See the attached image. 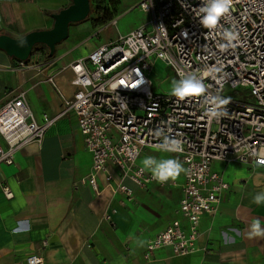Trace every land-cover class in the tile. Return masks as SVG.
Segmentation results:
<instances>
[{
    "label": "built area",
    "instance_id": "1",
    "mask_svg": "<svg viewBox=\"0 0 264 264\" xmlns=\"http://www.w3.org/2000/svg\"><path fill=\"white\" fill-rule=\"evenodd\" d=\"M202 3L139 0L131 9L145 13V24L71 65L75 91L72 97L63 98L57 116L43 114L38 122L23 92L0 106V163L12 165L19 149L40 144L58 118L73 113L92 161L89 174L79 180L81 185L88 184L98 195L101 190L96 178L104 175L105 188L128 199L132 190L122 183L124 179L139 189L180 186L176 213L185 225L176 219L151 237L146 259L161 248H170L177 257L197 251L200 219L217 212L221 194L228 189L213 163L264 166V0H232L229 13L211 30L199 22ZM115 23L114 19L109 25ZM225 30L236 33L237 39L229 42ZM25 61L16 60V67L40 65L37 60ZM157 62L169 68L177 80L196 73L205 85L204 96L180 100L154 93L152 72ZM46 81L60 94L52 75ZM226 87L238 95L226 93ZM205 96L230 99L222 106L227 115L210 118ZM164 135L181 141L182 150L170 152L187 170L181 184L175 180L158 183L137 162L144 149L158 150ZM108 164L116 167L118 181L107 172ZM2 190L6 199L12 197L7 186ZM115 213L114 209L107 211L102 219L114 225L111 215ZM26 264H43V260L32 255Z\"/></svg>",
    "mask_w": 264,
    "mask_h": 264
},
{
    "label": "crops",
    "instance_id": "2",
    "mask_svg": "<svg viewBox=\"0 0 264 264\" xmlns=\"http://www.w3.org/2000/svg\"><path fill=\"white\" fill-rule=\"evenodd\" d=\"M70 4L71 0H0V32L19 38L48 30L54 24L51 16ZM146 21L145 15L141 25ZM72 25L56 46L55 57L37 67L18 68L15 58L0 49V106L23 92L38 122L43 114L55 117L61 112L63 98L75 91L71 65L98 47L88 38L109 26L94 29L87 22L71 30ZM48 75L60 94L46 81ZM78 128L75 115L67 113L46 131L40 144L19 149L12 165L0 163V264H26L32 255L43 264H264V237H249L255 219L264 228V203L252 202L264 192V166L213 163L228 189L221 194L217 212L201 217L197 251L177 257L170 248H161L146 259L149 239L181 219L176 210L182 189L156 185L139 189L124 179L132 190L128 199L112 194L105 188V176L99 175L97 195L91 186L79 183L89 174L92 161ZM147 156L179 160L170 152L144 149L138 164ZM107 172L118 181L116 167L108 164ZM182 176L183 172L175 181L181 184ZM4 186L11 198L4 196ZM112 209L114 225L102 219Z\"/></svg>",
    "mask_w": 264,
    "mask_h": 264
},
{
    "label": "clouds",
    "instance_id": "3",
    "mask_svg": "<svg viewBox=\"0 0 264 264\" xmlns=\"http://www.w3.org/2000/svg\"><path fill=\"white\" fill-rule=\"evenodd\" d=\"M231 3L232 0H203L197 13L200 24L205 29H215L220 19L229 13ZM224 35L229 42L237 39V34L230 30H225ZM223 47H227V45ZM205 93V85L196 73L186 74L181 79L173 80L171 83L170 95L180 100L204 96ZM203 102L207 106L206 112L210 118L219 119L227 115V111L223 110L222 106L229 104L230 99L205 96ZM160 135L162 132H157V136ZM156 147L161 152H179L182 150L181 141L168 135H164L163 140ZM261 153L264 154V149H261ZM261 163H264V160H261ZM141 164L142 171H149L151 178L161 184L175 180L182 172L187 171L181 161L176 158L157 159L153 156H147L141 161ZM252 202L257 205L264 203V192L256 194ZM249 237H264V228L261 227L259 219H255L249 226Z\"/></svg>",
    "mask_w": 264,
    "mask_h": 264
},
{
    "label": "water",
    "instance_id": "4",
    "mask_svg": "<svg viewBox=\"0 0 264 264\" xmlns=\"http://www.w3.org/2000/svg\"><path fill=\"white\" fill-rule=\"evenodd\" d=\"M89 11V0H71L69 6L51 16L54 24L48 30L32 31L19 38L0 34V49L16 60L25 61L33 46L42 44L48 48L51 57L56 46L67 38L69 25L85 20Z\"/></svg>",
    "mask_w": 264,
    "mask_h": 264
},
{
    "label": "rangeland",
    "instance_id": "5",
    "mask_svg": "<svg viewBox=\"0 0 264 264\" xmlns=\"http://www.w3.org/2000/svg\"><path fill=\"white\" fill-rule=\"evenodd\" d=\"M100 1V0H99ZM139 0H123L119 6V13L116 17L117 25H109L103 30L100 31L99 36L92 35L88 41L97 44L98 46L104 44L105 41H108L109 38L116 37L117 34L126 35L127 32L137 29L144 21V12L139 8H133L137 5ZM105 5V3H104ZM142 13V14H141ZM87 22H82L77 25H72L71 30L78 28ZM100 43V44H99ZM33 61H43L45 60V52L41 51L39 48L38 51L32 55ZM173 80H177L173 72L167 68L161 62H157L152 72V83H153V92L157 94H167L170 95L171 83ZM226 93H231L233 96L238 95V91L232 92L229 88L226 87ZM245 94L248 91H244Z\"/></svg>",
    "mask_w": 264,
    "mask_h": 264
},
{
    "label": "trees",
    "instance_id": "6",
    "mask_svg": "<svg viewBox=\"0 0 264 264\" xmlns=\"http://www.w3.org/2000/svg\"><path fill=\"white\" fill-rule=\"evenodd\" d=\"M122 1L123 0H100V1L99 0H89L90 11L86 19L83 20L82 22H89L92 28L94 29L106 26L118 16V12H119L118 9ZM82 22H79V23H82ZM0 34H5V33L0 32ZM39 48L41 49V51L45 52V60H43L44 63L50 61L51 59L55 57V52L51 57H49L48 48L45 45L37 44L33 46L31 50L32 53H30L29 58L25 62H28L29 60H31L32 55L35 53V51H38Z\"/></svg>",
    "mask_w": 264,
    "mask_h": 264
}]
</instances>
